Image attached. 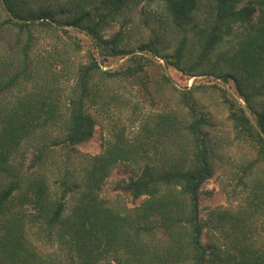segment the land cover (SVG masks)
<instances>
[{
  "label": "trees",
  "instance_id": "obj_1",
  "mask_svg": "<svg viewBox=\"0 0 264 264\" xmlns=\"http://www.w3.org/2000/svg\"><path fill=\"white\" fill-rule=\"evenodd\" d=\"M138 1L0 0V9L6 14L0 30L15 28L17 45L21 34L25 35L17 51L15 71L0 78V96L40 76L37 62L29 56L32 31L37 27L57 25L70 35L77 50L84 44L87 53L85 62L78 65L76 84L64 104L52 98L50 91H57L58 82L52 80L53 76L48 78L41 66L43 85L19 94L12 106L0 112V264L37 262L36 247L27 241L23 230L26 218L21 208L25 204L34 210L28 215L29 221L38 223L45 236L67 244L77 256L78 263L74 264H100L102 260L105 264H112V260L115 264H264V253L255 250L245 234L243 238L238 234V241L232 245L234 254L201 243L204 226L198 216V191L214 174V155L205 131L208 121L190 99L196 88L194 81L178 91L179 108L184 111L180 120L176 114L156 118L159 134H167L178 152H172V160L169 156L161 163L145 165L139 174L120 185L133 200L141 199L131 216L120 215L98 197L109 170L138 156L135 147L121 138L105 143L102 154L89 158L81 195L69 214L64 194L52 198L42 174L28 183L26 193L13 196L20 184L10 172L11 153L35 132L58 122H62L63 130L51 140L53 146L71 148L89 141L95 120L87 103L103 95L101 81H137L153 57L178 70L186 80L197 74L211 76L212 71L204 70L205 59L230 37L235 42L221 55L229 59L230 70L219 76L218 83L224 91L234 90L243 102L240 105L236 97L229 99L222 94L237 138L248 142L256 153L241 172L247 176L264 164V110L257 111L254 104L264 97V0H156L160 10L154 12L151 23L159 27L150 30V42L134 50L126 48L120 32L104 37V31ZM56 14L67 15L66 20L57 19ZM142 23L149 27L146 18ZM175 40L172 52L165 53ZM192 45L197 56L187 65L184 60L193 56ZM128 54L123 64L110 68L111 60ZM41 63L47 65V73L55 75L52 64ZM262 189L264 196V186ZM15 204L22 205L20 210H15ZM241 223L235 218L232 230L237 231ZM154 231L162 236L157 238Z\"/></svg>",
  "mask_w": 264,
  "mask_h": 264
},
{
  "label": "rangeland",
  "instance_id": "obj_2",
  "mask_svg": "<svg viewBox=\"0 0 264 264\" xmlns=\"http://www.w3.org/2000/svg\"><path fill=\"white\" fill-rule=\"evenodd\" d=\"M159 6L156 0H139L130 12L117 18L104 31V37H111L120 32L126 48L134 50L139 45L150 42L153 39L150 30L159 27L151 23L154 12L160 10ZM66 16L56 14V18L60 20H66ZM5 18V12L0 9V22ZM143 18H146L149 27L142 23ZM155 30L157 31L156 28ZM16 35L17 30L10 29L9 26L0 30V78L4 74L8 75L15 71L14 63L18 60L17 51L23 45L25 37L21 34V41L17 45ZM69 36L55 24L49 27H37L32 31V48L29 56L34 63L37 62L35 64L40 68V76L35 77L32 83H20L7 93H2L0 112L12 106L11 104L15 102L19 94L33 90L41 83L43 85L41 66L48 78L53 76L52 80L58 82L57 91L54 93L50 91L52 98L64 104L66 96L76 84L78 65L85 62L87 55L85 45L83 44L81 49L77 50ZM168 37L170 40L169 35ZM234 42L233 37L227 38L209 59H205L204 70L212 71L211 76L197 74L186 80L178 70L167 67L162 59L153 57V61L146 65L145 72L137 81L125 79L116 82L101 81L100 88L103 95L95 97L92 102L90 98L87 103V109L95 120L93 135L89 141L71 148L62 145L53 146L51 140L63 130L62 122H58L53 127L48 126L45 130L35 132L11 153L8 161L10 172L19 178L20 184V190L14 193V198L26 193L28 183L35 178H41L42 174L52 198L58 199L64 194L67 202L66 213L69 214L81 195V182L85 168L88 167L89 158L102 154L105 143H114L121 138L135 147L138 156L134 160L120 162L109 170L99 189L98 197L120 215L131 216L134 209L139 207L141 199L133 200L120 185L122 181H127L139 174L145 165L161 163L169 156L172 160V152L174 150L178 152L167 134H159L156 118L159 115L174 116L176 114L180 120L184 111L179 108L178 91H183L185 83L189 87L194 81L196 88L190 99L196 103L200 113L208 121L205 131L214 155V174L198 191V216L204 226L201 243L205 246H216L234 254L236 251L232 250V245L238 241V234L242 238L245 234L247 242L255 250L264 253L262 191L264 164L251 170L247 176L241 172V167H246L253 161L256 153L248 142L237 138L233 124L228 118V110L222 94L226 93V97L231 99L236 97L235 91H224L218 83L219 76L230 70L229 59L221 58V55L223 51L229 50ZM175 44L176 40L171 42L169 50L165 53L172 52ZM193 47V45L190 46L193 56L184 60L187 65L196 60L197 50H193ZM129 56L130 54L119 60H111L110 68L123 64ZM43 60L52 64L55 75L47 73L45 70L47 65H41ZM5 69L8 71L3 72ZM104 69L105 67H101V70ZM236 98L238 103L243 105L241 99ZM254 104L257 111L264 110V97L257 99ZM40 150L41 153H39ZM173 156L176 158L175 154ZM21 206L15 204L14 208L20 210ZM21 210L25 212L24 216L27 220L23 221L25 238L37 250L36 264L78 263L77 256L67 244L61 240L58 241L55 237L45 236L41 233L38 223L29 221L28 215L34 214L30 205L25 204ZM235 218H240L242 222L237 231H233L231 227ZM154 234L157 238L162 236L159 231H154ZM105 263V260L100 262V264ZM112 264H115L113 260Z\"/></svg>",
  "mask_w": 264,
  "mask_h": 264
}]
</instances>
